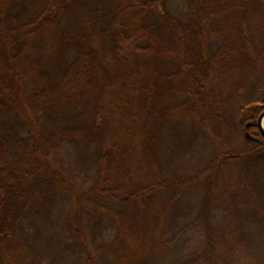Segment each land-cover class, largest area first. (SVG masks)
Segmentation results:
<instances>
[{"label": "trees", "instance_id": "obj_1", "mask_svg": "<svg viewBox=\"0 0 264 264\" xmlns=\"http://www.w3.org/2000/svg\"><path fill=\"white\" fill-rule=\"evenodd\" d=\"M167 2L0 0V116L17 112L20 101L38 126L30 138L0 128V264L16 256L24 262L23 225L56 209L52 190L67 203L79 198L59 166L49 167L56 149L98 144L96 183L80 195L89 210L78 208L74 218H87L90 227L92 217L109 214L119 257L134 261L155 249L159 264L171 253L161 251L174 243L169 218L187 186L201 173L222 178L234 166L229 186L237 180L246 188L244 157L261 153L264 161L257 125L264 112V0H198L192 19L173 14ZM53 61L54 71L47 67ZM229 110L238 115L234 134L246 150L222 152L198 176L167 177L165 133L188 121L225 139ZM54 117L57 130L42 136L39 124ZM76 233L75 241L81 228Z\"/></svg>", "mask_w": 264, "mask_h": 264}, {"label": "rangeland", "instance_id": "obj_2", "mask_svg": "<svg viewBox=\"0 0 264 264\" xmlns=\"http://www.w3.org/2000/svg\"><path fill=\"white\" fill-rule=\"evenodd\" d=\"M197 5L198 0L167 2L169 11L187 19L195 16ZM70 19H67V23L70 22L72 26L77 18ZM260 23L261 21H255L253 26L256 28ZM211 42L216 48L218 41ZM55 64L57 62L53 61L47 67L54 71L57 67ZM167 103L172 104L173 99L170 98ZM75 113L76 110H71L69 114L74 117ZM226 117L231 125V132L225 139L188 121L170 128L165 133L161 146L165 175L195 177L205 172L222 152L246 150L242 136L234 134V130L241 129L238 115L229 110ZM39 126L40 134L50 137L58 128L57 118L42 120ZM0 128H7L18 136L27 138L30 135L36 136L38 126L34 125L33 119L18 101L17 112L0 116ZM33 141L36 138L31 140ZM99 153L98 144L86 140L61 150L56 149L53 156L55 163L49 167L59 166L60 171L57 168L54 171L63 174L67 180L65 184L70 185L79 198L74 203H67L62 200L60 191L52 190L50 199L55 203L56 209L42 213L35 218L33 224L29 221L23 225L25 236L29 237V245L23 251L24 262L15 260L16 256L12 259L13 264H112L115 261L119 264H159L158 261L155 262V249L150 251L149 257H137L134 261L119 257L122 250L116 246L117 230L113 224L114 219L109 214L103 220L92 217L90 227L87 226V218H74L78 208L89 210L88 203L81 200L80 195L88 192L96 183ZM262 155L259 153L244 157L246 188L241 187L237 180L233 186H229V176L236 175L238 168L226 166L222 178L217 176V171L201 173L199 181L183 190L180 201L169 218L168 237L175 244L161 251L163 254L166 252L165 255L171 252L163 258L162 263L264 264ZM135 214L136 212H131L130 220H134ZM76 228H81V233L76 236L75 241L72 237L77 234ZM11 250L16 249L11 247ZM23 255L20 254L19 257ZM7 264L11 262L8 260Z\"/></svg>", "mask_w": 264, "mask_h": 264}, {"label": "water", "instance_id": "obj_3", "mask_svg": "<svg viewBox=\"0 0 264 264\" xmlns=\"http://www.w3.org/2000/svg\"><path fill=\"white\" fill-rule=\"evenodd\" d=\"M251 125H252V124L249 123V124L247 125V128H250ZM257 125H258V128H259V130H260V132H261L263 138H264V112H263V113L261 114V116L259 117ZM248 137H249L250 139H253V138L251 137L250 134H248Z\"/></svg>", "mask_w": 264, "mask_h": 264}]
</instances>
